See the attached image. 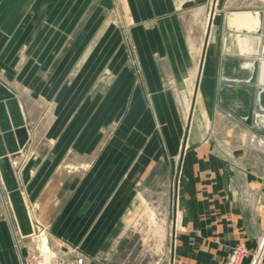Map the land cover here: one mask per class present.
<instances>
[{"label":"crops","instance_id":"0c3cea01","mask_svg":"<svg viewBox=\"0 0 264 264\" xmlns=\"http://www.w3.org/2000/svg\"><path fill=\"white\" fill-rule=\"evenodd\" d=\"M115 5L116 0H0V82L16 94L29 133L26 145L9 156L34 230L22 235L0 182V264H25L32 245L50 255V264H60L53 254H84L89 264H107L101 261L111 253L106 243L132 204L133 173L146 176L166 158L179 159L171 264H223L237 243L248 250L241 264H264V6L251 11L261 17L258 30L227 22L222 38L207 42L196 66L165 0H125V25L107 20ZM153 13L156 21L149 26ZM234 34L254 35L253 53L230 50ZM123 35L136 40L145 84L134 86ZM106 42L108 53L102 51ZM165 51L180 89L181 78L198 74L190 105L194 125L186 136L167 130L163 149L120 152V177L101 197L94 160L101 153L85 149L86 126L101 124V110L109 111L106 125L116 123L117 110L124 112L120 125H132L133 111L146 106L143 95L155 92L157 107L173 110L172 117L164 116L173 120L166 125H180L172 92H157L153 55ZM255 60L252 100L238 85L249 84ZM102 74L109 78L103 87ZM37 110L46 116L44 140L36 130ZM133 158L145 164L135 162L134 169ZM85 159H93L87 171Z\"/></svg>","mask_w":264,"mask_h":264},{"label":"rangeland","instance_id":"374dc122","mask_svg":"<svg viewBox=\"0 0 264 264\" xmlns=\"http://www.w3.org/2000/svg\"><path fill=\"white\" fill-rule=\"evenodd\" d=\"M148 1L152 2V0ZM242 1L244 0H165L166 11L169 7L172 8L171 12H174L173 9L175 10L177 20H179L182 27L183 37L185 38L181 37V40H186L189 49L196 56V66H199L198 60L207 42H218L224 35L223 26L227 22L229 25H236L234 17L237 12L252 11L257 8L256 6H264V0ZM124 3L125 0H116V7L110 13L111 19L109 17L107 20L116 21L118 25L121 23L125 25L124 13H122V5ZM238 5L239 7H237ZM156 16L155 13L149 15V26H152L156 21ZM173 39L175 44L177 41L179 43L180 35H177V38L173 36ZM122 43L125 44L127 54L132 59L130 63H127V66L134 75V86L137 83L140 84L141 80L146 82L145 78L141 79L139 76L143 71L136 40L134 37L132 40L124 38L123 35ZM103 49L106 50L104 53L109 52L108 42L102 47V51ZM126 51L124 50L125 53ZM117 52H119V46L116 49ZM165 52L164 56L161 53L153 55L161 83V86L157 87V92L164 89L172 92L171 96L177 105V118L174 120L179 122L180 125L174 127L172 124L166 125V122L170 123L173 120L170 118L167 121L166 117L164 120V116L172 117L173 110L159 109L156 105L158 95L155 92L143 95L146 106L143 109L133 111L132 125H120L124 119V112L119 110H117L116 123L106 125L105 122L108 121L109 111L101 110V118L99 119L101 124L86 126L85 134V149L100 150L101 153L98 158L94 159L96 164L100 165L101 197H104L109 192V187H113L115 179L119 176L118 169L119 166H123L124 160L123 157H119L121 155L120 152L127 151L136 155L135 153L139 151L163 149L167 130L172 131L174 129L178 131L180 129L181 136H186L189 134L190 124L194 125V119H192L194 116L191 114L190 105L192 106L195 102L196 95L192 92V86L197 85L198 74L197 79L193 77L190 79L181 78L180 83L183 87L181 86L180 89V84L173 76L172 66L168 62L167 51ZM102 75L99 80L103 87L109 78L105 77L104 74ZM151 90L153 89L150 87ZM36 115L38 118V129L36 127L34 129L39 130V136L44 140L45 127H47L44 120L46 118L44 110L41 112L37 110ZM47 124L49 125V123ZM92 139L95 140L92 141ZM133 161L134 169L135 162L139 166L140 164H145V159L142 158H133ZM85 162L84 167L85 171H87V169L92 167L93 159H85ZM65 165L70 170L74 169V165ZM19 169L20 167L18 166ZM178 171L179 159L171 160L166 158L160 159L159 163H156L146 176L142 177L139 172L133 173L132 204L122 216V219L116 223V227L112 231L113 235L109 242L106 243V252L111 253L104 254L101 258L102 262L107 264H171L174 218L177 199L179 198V191L177 190ZM0 182H2L1 177ZM237 245H243L246 248L243 243H237L232 249ZM45 254L47 253H44V251L40 252L39 246L32 245L30 254L25 259V264H45L43 261ZM247 254L248 250L239 264L242 263ZM47 255L50 257L49 254ZM73 255L78 254H53V258H56L58 263H60L62 257H71ZM83 256L86 255L83 254ZM86 257L89 259L87 263L89 264L92 259L88 256ZM228 258L223 264L227 262Z\"/></svg>","mask_w":264,"mask_h":264},{"label":"water","instance_id":"95a60500","mask_svg":"<svg viewBox=\"0 0 264 264\" xmlns=\"http://www.w3.org/2000/svg\"><path fill=\"white\" fill-rule=\"evenodd\" d=\"M262 55L264 56V47ZM258 65V60H255L252 75L248 79L249 84L238 85L251 93L252 100L255 93L254 84L257 78ZM28 138V128L19 100L14 91L0 82V177L8 192L22 235L32 234L33 226L9 154L16 153L23 148Z\"/></svg>","mask_w":264,"mask_h":264},{"label":"bare ground","instance_id":"6f19581e","mask_svg":"<svg viewBox=\"0 0 264 264\" xmlns=\"http://www.w3.org/2000/svg\"><path fill=\"white\" fill-rule=\"evenodd\" d=\"M260 18L261 17L259 15V13H254V12H251V11H248V12H237L235 14V17H234L235 21L237 23H240L241 24V27H243L245 29H249L251 31L252 30L253 31L258 30V27H259L258 25L260 23ZM257 23H258V25H257ZM249 35L250 34H246V36L244 38H240V35L239 34H234L232 36V38L229 39V43H230L229 44V49L230 50H233L235 52L238 51V52H240L242 54L243 53H245V54H247V53H250V54L253 53V51L255 50L256 45H257V40H256V37L254 35L253 36H249ZM244 102H245V99H244ZM49 259H50V257L47 254H45L44 255V260H43L44 263L45 264H49Z\"/></svg>","mask_w":264,"mask_h":264},{"label":"built area","instance_id":"2783aa9c","mask_svg":"<svg viewBox=\"0 0 264 264\" xmlns=\"http://www.w3.org/2000/svg\"><path fill=\"white\" fill-rule=\"evenodd\" d=\"M34 232V230H33ZM247 253L246 248L243 245L235 246L225 264H239L241 259ZM89 259L83 255L64 256L61 258L60 264H87Z\"/></svg>","mask_w":264,"mask_h":264}]
</instances>
